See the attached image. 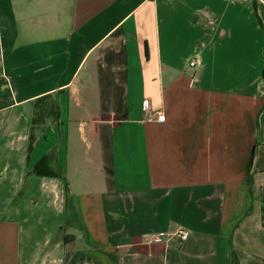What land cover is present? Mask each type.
I'll return each instance as SVG.
<instances>
[{
    "label": "crops",
    "instance_id": "0c3cea01",
    "mask_svg": "<svg viewBox=\"0 0 264 264\" xmlns=\"http://www.w3.org/2000/svg\"><path fill=\"white\" fill-rule=\"evenodd\" d=\"M263 197L264 0H0V264H264Z\"/></svg>",
    "mask_w": 264,
    "mask_h": 264
},
{
    "label": "trees",
    "instance_id": "16d2710c",
    "mask_svg": "<svg viewBox=\"0 0 264 264\" xmlns=\"http://www.w3.org/2000/svg\"><path fill=\"white\" fill-rule=\"evenodd\" d=\"M47 98V97H46ZM49 98V97H48ZM52 109L46 108V110H36L35 115L32 118V124L30 129V138H29V153H31L34 149L35 143L37 141L36 132L40 129H43L44 126L50 120H58L59 116L57 113V106H52ZM56 160L57 153L56 150H53L48 155L44 156L34 167V174L42 177H60L61 174L56 171ZM250 171L248 170V175ZM248 182L251 185L250 178L248 176ZM264 202V197H263ZM249 215V212L247 213ZM67 236H65V240H67Z\"/></svg>",
    "mask_w": 264,
    "mask_h": 264
},
{
    "label": "built area",
    "instance_id": "2783aa9c",
    "mask_svg": "<svg viewBox=\"0 0 264 264\" xmlns=\"http://www.w3.org/2000/svg\"><path fill=\"white\" fill-rule=\"evenodd\" d=\"M199 60H192L190 62V67H195L199 64ZM144 117L149 122H164L165 115L163 113H155L150 106V102L146 101L144 104ZM165 234L163 233H155L150 236V242H162L164 239ZM180 238L181 240H186L188 238V233L185 232L183 229H179L175 234L172 235V238Z\"/></svg>",
    "mask_w": 264,
    "mask_h": 264
}]
</instances>
